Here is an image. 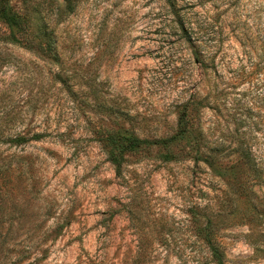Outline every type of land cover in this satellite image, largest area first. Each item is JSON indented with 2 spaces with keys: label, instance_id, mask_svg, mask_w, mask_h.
I'll return each instance as SVG.
<instances>
[{
  "label": "rangeland",
  "instance_id": "1",
  "mask_svg": "<svg viewBox=\"0 0 264 264\" xmlns=\"http://www.w3.org/2000/svg\"><path fill=\"white\" fill-rule=\"evenodd\" d=\"M69 1L31 0L51 53L0 41V264H212L203 218L224 264H264V0H176L213 27L216 72L193 62L166 0ZM209 92L191 119L217 169L130 157L115 175L97 132L169 136Z\"/></svg>",
  "mask_w": 264,
  "mask_h": 264
},
{
  "label": "trees",
  "instance_id": "2",
  "mask_svg": "<svg viewBox=\"0 0 264 264\" xmlns=\"http://www.w3.org/2000/svg\"><path fill=\"white\" fill-rule=\"evenodd\" d=\"M64 11L72 12L73 6L69 0H63ZM169 13L174 17L173 22L178 26L183 41L191 50L193 62L204 71L216 72V50L209 43L213 27L209 23L191 20L183 12V7L176 0H166ZM36 6H31V0H21L19 6L13 5L12 0H0V23L8 32L0 35V41L18 45L28 50L39 47L45 41L44 49L51 53L56 38L52 31L41 30L37 24ZM62 11V10H61ZM60 11V14H61ZM44 27V26H43ZM210 36L209 38H207ZM51 55V54H50ZM216 87H213L215 89ZM211 91V90H210ZM210 92L204 96L193 97L180 105L176 117L175 131L169 136L148 138L141 137L128 130L108 129L97 132L96 140L102 147L107 161L113 166L116 176H120L123 166L130 157L138 159H157L162 162L192 160L198 164L203 162L212 169H217V142L211 140L203 128L193 126L191 113L208 106ZM45 135L34 133L31 137L16 135L6 141L10 146L26 144L31 140H40ZM194 229L197 237L207 247L212 264H224V251L219 245L214 233L213 222L209 218L195 221Z\"/></svg>",
  "mask_w": 264,
  "mask_h": 264
}]
</instances>
